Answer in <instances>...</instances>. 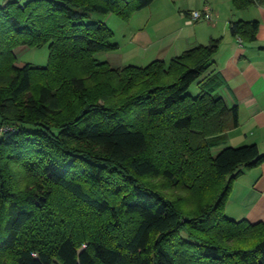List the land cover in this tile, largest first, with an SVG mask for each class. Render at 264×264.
<instances>
[{"label":"trees","instance_id":"16d2710c","mask_svg":"<svg viewBox=\"0 0 264 264\" xmlns=\"http://www.w3.org/2000/svg\"><path fill=\"white\" fill-rule=\"evenodd\" d=\"M155 1L0 6V264H264V222L226 214L264 155L226 146L239 112L218 95L221 39L146 67L96 57L118 45L94 14L128 21ZM259 26L230 32L254 42ZM22 46L48 47V64L17 65Z\"/></svg>","mask_w":264,"mask_h":264},{"label":"crops","instance_id":"0c3cea01","mask_svg":"<svg viewBox=\"0 0 264 264\" xmlns=\"http://www.w3.org/2000/svg\"><path fill=\"white\" fill-rule=\"evenodd\" d=\"M230 2L205 0L202 12L208 8L212 14L207 34L198 30L196 23L188 26L187 19L184 27L163 38L154 40L146 33L141 38L140 50L142 54L158 51L152 59L166 62L162 55L167 54L172 59L221 39L213 66L223 80L218 95L229 107L236 106L239 112V127L228 133L226 146L237 148L255 144L264 155V6L237 13ZM237 21L259 22L256 41L244 42L232 35L231 22ZM186 29L192 31L185 33ZM226 212L233 220L245 219L252 224L264 222V163L238 177Z\"/></svg>","mask_w":264,"mask_h":264},{"label":"rangeland","instance_id":"374dc122","mask_svg":"<svg viewBox=\"0 0 264 264\" xmlns=\"http://www.w3.org/2000/svg\"><path fill=\"white\" fill-rule=\"evenodd\" d=\"M7 1L0 0V6ZM204 2L205 0H156L152 6L136 12L128 21L115 14L106 16L94 14L90 21L104 22L113 32L111 43L118 45V49L115 51L99 53L96 56L97 59L108 62L115 68H123L129 65L148 66L155 60L152 59V55L158 53V51L153 52V50H150L147 52L148 54L145 52L142 54L140 50L142 36L148 33L152 39L157 40L172 34L177 29L184 27L185 21L190 18L189 14L192 11L202 12ZM218 2L220 3V0ZM208 23L206 20L196 22V25L199 26L198 30L203 31L204 35L207 34ZM191 31L186 29L185 33ZM162 56L166 62L171 59L167 54ZM16 57L19 66L30 64L35 67H45L48 64L49 50L48 47L29 48L22 46L16 50ZM190 92L194 95L199 92L197 84L191 87ZM3 131L4 127L2 126L0 133H3ZM183 194L181 192L178 195L184 197ZM227 216L232 219L230 214H227Z\"/></svg>","mask_w":264,"mask_h":264},{"label":"built area","instance_id":"2783aa9c","mask_svg":"<svg viewBox=\"0 0 264 264\" xmlns=\"http://www.w3.org/2000/svg\"><path fill=\"white\" fill-rule=\"evenodd\" d=\"M212 14L211 11L206 8L203 12L194 11L190 14V18L187 21L188 25H192L193 23L199 22L201 20L211 21ZM6 130H12L9 127H4V131Z\"/></svg>","mask_w":264,"mask_h":264}]
</instances>
